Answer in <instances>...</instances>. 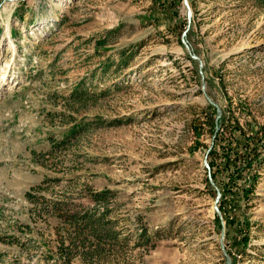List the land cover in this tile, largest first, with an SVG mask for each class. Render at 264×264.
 I'll return each instance as SVG.
<instances>
[{"label": "rangeland", "instance_id": "obj_1", "mask_svg": "<svg viewBox=\"0 0 264 264\" xmlns=\"http://www.w3.org/2000/svg\"><path fill=\"white\" fill-rule=\"evenodd\" d=\"M188 3L202 73L183 0H0V264H226L216 189L264 264V0ZM102 190L115 241L66 216Z\"/></svg>", "mask_w": 264, "mask_h": 264}, {"label": "trees", "instance_id": "obj_2", "mask_svg": "<svg viewBox=\"0 0 264 264\" xmlns=\"http://www.w3.org/2000/svg\"><path fill=\"white\" fill-rule=\"evenodd\" d=\"M208 124L213 132L214 122L212 117H211V121ZM234 127H236L237 130H240V134L242 135L244 134L238 122H236V125ZM111 194L112 193L109 190H102L99 192L88 193V196L96 204L95 207L98 206V204H100L103 206L102 210L100 211L99 209H96L94 207L92 209L84 208L82 212L81 211L70 212V214L66 215L67 219H69L75 224H80L79 226L82 227L83 229H86L89 232V234L96 239V241H101L104 239H108L110 241L117 240L118 239L117 233L111 229L106 228L108 224L114 223L106 220V217L110 212V208L108 204H109V197L111 196ZM138 236L140 239L148 238L145 230H142ZM99 253L100 251L98 250H91V251L88 250L84 252L83 257L88 259L90 257H93L94 255H99Z\"/></svg>", "mask_w": 264, "mask_h": 264}, {"label": "water", "instance_id": "obj_3", "mask_svg": "<svg viewBox=\"0 0 264 264\" xmlns=\"http://www.w3.org/2000/svg\"><path fill=\"white\" fill-rule=\"evenodd\" d=\"M183 5L186 8V12H187V27L184 30V32L182 33V35H181V42L184 45V47H185L188 55L190 56V58H192L193 60L197 61L198 66H199V72L202 73L201 72L202 62H201V60H200L199 57H197L196 55H194L192 53V51H191V49L188 46L187 41H186V33L188 32V30L190 28V21H191V9H190L188 0H183ZM204 88H205L204 78H203V76H201V91L203 92L204 97L208 101V103H210L212 106L215 107V109H217L218 116H219L220 115V109H219L218 105L216 103H214L210 99V97H208V95L204 92ZM215 130H217V127H216ZM204 167L207 170L209 169V166H208L206 157L204 159ZM209 181H210V184L215 187L214 182H213V180L211 178H209ZM219 198H220V191L218 189H216V198H215V202H214V209H215V211H216V213H217V215H218V217L220 219L221 225H222L221 233H220V248H221L222 253L226 257V264H231L230 257L227 255V253H226V251L224 249V245H223V239H224V222L222 221V217H221L220 212H219V210L217 208V203H218Z\"/></svg>", "mask_w": 264, "mask_h": 264}]
</instances>
